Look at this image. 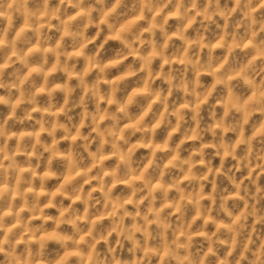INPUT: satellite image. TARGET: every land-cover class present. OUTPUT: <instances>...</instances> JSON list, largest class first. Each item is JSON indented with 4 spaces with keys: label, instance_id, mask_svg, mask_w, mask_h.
<instances>
[{
    "label": "clouds",
    "instance_id": "1",
    "mask_svg": "<svg viewBox=\"0 0 264 264\" xmlns=\"http://www.w3.org/2000/svg\"><path fill=\"white\" fill-rule=\"evenodd\" d=\"M0 264H264V0H0Z\"/></svg>",
    "mask_w": 264,
    "mask_h": 264
}]
</instances>
